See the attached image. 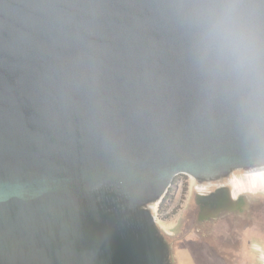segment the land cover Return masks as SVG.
<instances>
[{
	"label": "water",
	"instance_id": "obj_1",
	"mask_svg": "<svg viewBox=\"0 0 264 264\" xmlns=\"http://www.w3.org/2000/svg\"><path fill=\"white\" fill-rule=\"evenodd\" d=\"M169 0H0V264H169L179 174L264 169L200 87Z\"/></svg>",
	"mask_w": 264,
	"mask_h": 264
},
{
	"label": "clouds",
	"instance_id": "obj_2",
	"mask_svg": "<svg viewBox=\"0 0 264 264\" xmlns=\"http://www.w3.org/2000/svg\"><path fill=\"white\" fill-rule=\"evenodd\" d=\"M203 94L238 141L264 152V0H169Z\"/></svg>",
	"mask_w": 264,
	"mask_h": 264
},
{
	"label": "flooded vegetation",
	"instance_id": "obj_3",
	"mask_svg": "<svg viewBox=\"0 0 264 264\" xmlns=\"http://www.w3.org/2000/svg\"><path fill=\"white\" fill-rule=\"evenodd\" d=\"M238 174L195 180V206L185 214V231L179 241L196 264H260L264 258V194L252 191L264 187L240 188ZM170 238L165 236L170 245L169 264H177L175 239Z\"/></svg>",
	"mask_w": 264,
	"mask_h": 264
},
{
	"label": "rangeland",
	"instance_id": "obj_4",
	"mask_svg": "<svg viewBox=\"0 0 264 264\" xmlns=\"http://www.w3.org/2000/svg\"><path fill=\"white\" fill-rule=\"evenodd\" d=\"M239 171L234 172L238 174ZM238 185L240 188H259L264 187V179L257 178L252 175H239ZM195 178L189 174H181L176 183L167 190L165 196L154 205L153 213L157 218V223L161 232L175 239V249L177 253V264H196V259L191 258L187 252L182 250L180 239L185 231V214L190 209H194L193 194L196 189ZM169 191V192H168ZM259 191L264 194V190ZM165 198L164 208L159 212V203ZM193 237V236H192ZM170 238V240H171ZM187 241V240H186ZM260 264H264V258L259 260Z\"/></svg>",
	"mask_w": 264,
	"mask_h": 264
},
{
	"label": "bare ground",
	"instance_id": "obj_5",
	"mask_svg": "<svg viewBox=\"0 0 264 264\" xmlns=\"http://www.w3.org/2000/svg\"><path fill=\"white\" fill-rule=\"evenodd\" d=\"M248 173H250V175L252 176H256L257 178L264 179V169L253 171V172H248Z\"/></svg>",
	"mask_w": 264,
	"mask_h": 264
},
{
	"label": "trees",
	"instance_id": "obj_6",
	"mask_svg": "<svg viewBox=\"0 0 264 264\" xmlns=\"http://www.w3.org/2000/svg\"><path fill=\"white\" fill-rule=\"evenodd\" d=\"M179 175H181V174H179ZM179 175H177V176L175 177V179H174V181H173L174 183L177 182ZM164 204H165V198L163 199V201H161V202L159 203V212L162 210V208H164Z\"/></svg>",
	"mask_w": 264,
	"mask_h": 264
},
{
	"label": "built area",
	"instance_id": "obj_7",
	"mask_svg": "<svg viewBox=\"0 0 264 264\" xmlns=\"http://www.w3.org/2000/svg\"><path fill=\"white\" fill-rule=\"evenodd\" d=\"M164 196H165V195H164ZM164 196H163V197H164Z\"/></svg>",
	"mask_w": 264,
	"mask_h": 264
}]
</instances>
